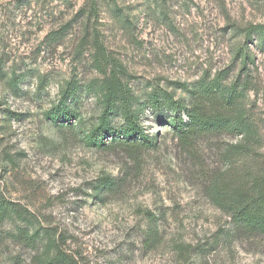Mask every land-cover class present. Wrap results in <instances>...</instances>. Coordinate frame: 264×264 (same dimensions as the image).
<instances>
[{
  "label": "rangeland",
  "instance_id": "374dc122",
  "mask_svg": "<svg viewBox=\"0 0 264 264\" xmlns=\"http://www.w3.org/2000/svg\"><path fill=\"white\" fill-rule=\"evenodd\" d=\"M92 2L0 0V192L35 227L62 235L77 264H264L263 238H219L228 216L204 188L205 171L224 165L221 147L240 136L199 139L189 152L150 108L141 120L157 137L152 148L131 155L84 136L100 113L85 91L105 76L95 67L98 37L140 101L153 91L189 101L198 82L217 75L224 85L247 83L242 104L264 155V41L258 31L246 41L250 26L264 24V0H95L90 9ZM70 81L80 87L76 101L67 99L80 123L55 126L48 114ZM107 175L116 187L103 201L91 198L90 185ZM146 211L159 218L150 245ZM16 224L24 225L4 228ZM1 249L0 264H27L32 255L10 238Z\"/></svg>",
  "mask_w": 264,
  "mask_h": 264
},
{
  "label": "trees",
  "instance_id": "16d2710c",
  "mask_svg": "<svg viewBox=\"0 0 264 264\" xmlns=\"http://www.w3.org/2000/svg\"><path fill=\"white\" fill-rule=\"evenodd\" d=\"M94 2L90 9H95ZM256 31L264 41V24L250 26L246 41L250 42ZM92 43L95 47V67L105 76L97 84L85 87V91L93 92L100 105L97 121L86 131L85 138L96 147H124L131 155L152 148L156 145L157 137L145 133L141 120L147 108L153 110L156 116L162 115L157 119V125L168 127L182 148L189 152L194 153L199 139L240 136L239 141L221 147L219 154L224 165L219 170L205 171L207 179L204 188L212 203L228 216V228L221 230L219 238L230 240L253 236L264 239V155H259L254 148L257 130L242 104L247 83L238 78L230 85H224L217 75L209 82H198L189 91V101L174 99L172 94L160 91H153L140 101L128 83L122 80L123 68L104 52L98 37ZM245 60L250 61V57L244 52V64ZM108 63L111 68L106 74L105 64ZM19 79L11 77L10 86L16 87ZM79 88L77 82L70 81L62 90L61 100L48 114L49 121L55 126H78L80 123L76 108H71L72 103L67 102L69 98L77 100ZM7 112L13 114L9 110ZM115 116L121 122L115 124ZM71 120H75L76 125ZM116 184L108 175L96 179L90 185V197L103 201L105 193L112 191ZM146 215L150 225L145 241L150 245L158 240L159 218L151 211H146ZM10 221L14 224L21 221L24 225L16 224L9 231L4 226ZM9 238L32 250L27 264H77L61 248L60 243L64 242L62 235L54 236L48 229L35 227L32 215L0 192V250Z\"/></svg>",
  "mask_w": 264,
  "mask_h": 264
}]
</instances>
